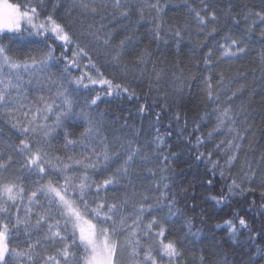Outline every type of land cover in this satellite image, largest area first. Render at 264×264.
Segmentation results:
<instances>
[{
  "label": "snow or ice",
  "instance_id": "obj_1",
  "mask_svg": "<svg viewBox=\"0 0 264 264\" xmlns=\"http://www.w3.org/2000/svg\"><path fill=\"white\" fill-rule=\"evenodd\" d=\"M169 3L0 0V122L17 134L0 148V264H208L207 257L217 255L224 257V264H237L239 252L230 261L224 245L239 248L242 234L247 235L248 250L239 264L264 262V220L253 227L257 218H264V155L259 163L240 162L245 144L251 150L247 138L253 135L244 105L236 103L243 86L213 71L218 62L247 55L258 25V55L264 65V7L234 13L228 6L222 27L221 15L209 0H198L196 6L189 0L173 4L175 10L186 9L173 24L166 20ZM229 18L235 30L226 26ZM29 38H39L42 47L35 54L14 56L11 45ZM210 39L214 44L205 48ZM170 40L177 53L185 42L193 52L203 50L204 69L196 74L178 61L158 64L161 48ZM193 81L205 107L185 139L191 143L194 138L195 159L206 162L202 183L209 190L217 181L220 185L199 199L230 210L215 224L225 236L217 242L219 254L206 255L197 246L204 235L198 225L207 221L185 211H196L198 197L176 183L171 165L177 153L166 142L171 121L181 134L188 128L182 109ZM142 83L147 91L138 112H153L154 135L143 143L142 133L135 130L130 136L117 132L110 138L98 102L102 96L140 99L137 88ZM95 85L102 94L91 87ZM30 86L37 89L34 99L29 97ZM164 117L171 118L167 132L160 128ZM201 125L210 130L202 133ZM77 149L78 155H69ZM137 165L143 173L136 172ZM134 175H146L151 183L137 186ZM257 187L260 202L253 198L244 207ZM178 223L182 235L175 232Z\"/></svg>",
  "mask_w": 264,
  "mask_h": 264
},
{
  "label": "trees",
  "instance_id": "obj_2",
  "mask_svg": "<svg viewBox=\"0 0 264 264\" xmlns=\"http://www.w3.org/2000/svg\"><path fill=\"white\" fill-rule=\"evenodd\" d=\"M18 2H25V0H18ZM193 6L198 4V0H189ZM209 3L214 6L215 10L219 15H221V25H224L222 12L226 11L228 6H231L232 11L237 13L244 8H253L261 9L264 7V0H209ZM173 4H180V0H170L168 15L166 20L169 24L179 22L186 9L181 7L179 10L172 8ZM211 10V9H210ZM244 22L241 21L240 30L243 29ZM228 27H235L231 23V18H229L227 25ZM259 31L260 26L258 25L254 29L252 40L248 42V53L247 55L241 56L239 59L229 60L227 63L218 62L213 66V71L216 74L223 72L229 80L238 79L239 85L236 87L243 86V91L238 94V99L236 101L237 105L243 104L246 109L248 130L253 133L251 137L247 139L251 143V150H249L248 144L244 146V154L240 155V162L243 163L245 159H251L256 163H259L260 157L264 155V65L261 64L258 51L261 45L258 44L259 41ZM140 35L143 39L146 36L145 29L140 28ZM39 38H29L24 41H19L14 45H11L13 48V55L17 57H23L28 55L30 52L35 54V50L39 47H42L38 43ZM144 45L148 44L147 39L143 40ZM7 43V41H5ZM214 44L211 39L209 44L205 45L207 48L209 45ZM150 47L155 50L156 46L154 44ZM203 55V50L197 49L195 52L192 50V45L187 42L181 44L180 51L177 53L174 45L171 40L169 45L161 48V57L157 59V63L161 61H166L168 65H172L177 61L180 64V67L186 71H191L192 73L199 74V71L204 69V65L201 63ZM214 59L218 58L216 51H213ZM132 56H126V60H131ZM53 72H57V69H53ZM75 74V73H74ZM106 76H110L109 72H105ZM115 80L119 81L120 76L115 74ZM216 76H213V81L215 82ZM94 87L101 94L103 89L99 85L91 86ZM147 91L146 83H142L141 87L137 88V92L140 95V99H128L126 97H107L102 96V100L98 102L99 110L105 112L106 114V127L105 131L109 134L110 138L113 133H117L122 136H130V130H135L142 135L139 137V142L143 143L144 140H150L152 135H154L153 125L155 124L153 112H146L140 114L138 112V107L141 103H144V93ZM95 94V93H90ZM37 95V89L35 87H29V97L34 99ZM148 100H151V97H148ZM205 107V101L203 98V93L197 84L196 81L192 82V87L189 93H186L185 104L182 109V116L186 115L188 118V128L183 134H181L178 126L174 121L172 122L171 136L167 137L166 142L170 144V150L177 153L176 159L172 163V168L175 169L176 183L182 185L185 188H191L194 191L195 195L198 197L195 203L197 204L196 211H191L185 208V211L189 216L196 217L197 220L200 219V216L203 215L207 223L205 225H198L203 227L204 235L201 237V240L197 242V246L201 251L206 255L209 251L213 253H220L219 247H217L218 241H223L225 236L222 232L215 230V224L217 222H222L224 218L228 216L229 209L220 208L215 206L212 201L207 199H199L201 197H207L209 191L215 193L219 190V183L217 181L214 188L209 190L202 181L207 178V167L206 162H201L195 159L196 149L193 147L195 144L194 138L189 143L185 137L192 135V120L199 119V114L202 113L203 108ZM154 111H159L158 108ZM170 117H164L161 120L160 128L162 132L169 131L167 125L170 122ZM210 129L201 125L200 131L206 133ZM79 134V130L73 131V136ZM16 133L8 125L0 122V148H3L4 142L11 138L12 140L16 139ZM222 138V137H221ZM217 142H219L217 140ZM200 150H205L201 148ZM167 151V150H166ZM79 149L77 152L69 153V155H78ZM59 154H63L62 152ZM18 165L16 169H18ZM14 169V170H16ZM236 170H239V165H237ZM136 172L143 173L144 170L139 165L136 167ZM235 174V173H233ZM133 182L140 186L143 184L147 186L151 183L150 178L145 176L136 177L134 175ZM177 191L179 189H176ZM112 193H109V198L112 197ZM255 198L257 203H259V188L257 187L256 193L250 194L243 202V206H248V201ZM187 203H192L191 200H188ZM183 206V204H182ZM234 207H241L239 202H234ZM249 220H252V216L246 217ZM260 220L264 218H257V223L253 225L254 228L260 227ZM181 225L178 223L174 226L175 232L178 234ZM240 247L233 248L227 244L224 245V254L228 256L231 261L232 258L237 257L239 252V257L237 258V264H239V259L246 260L247 255L245 254L248 250L247 244V235L242 234L239 237ZM208 264H224V257L222 255H217L215 258L208 256ZM191 260V257H189ZM264 264V262H261Z\"/></svg>",
  "mask_w": 264,
  "mask_h": 264
}]
</instances>
